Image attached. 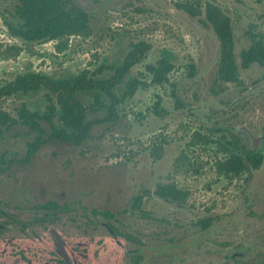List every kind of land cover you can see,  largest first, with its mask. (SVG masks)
<instances>
[{
  "label": "rangeland",
  "instance_id": "374dc122",
  "mask_svg": "<svg viewBox=\"0 0 264 264\" xmlns=\"http://www.w3.org/2000/svg\"><path fill=\"white\" fill-rule=\"evenodd\" d=\"M75 2L89 14L92 34L72 35L59 52L54 41L10 35L5 18L20 0H0V84L30 71L54 79L84 70L111 78L132 44L144 42L150 49L115 91L122 94L132 78L143 84L81 146L53 141L28 164L16 162L3 171L0 164V264H67L52 229L62 236L72 264H264V140L258 168L251 164L236 175L217 168L238 142L242 154V146L252 147L241 126L264 135V66L240 65L250 34L264 36V0ZM207 2L233 22L240 78L222 91L214 83L220 43L205 23ZM183 6L203 13L193 16ZM11 45L23 50L5 58ZM166 51L174 68L158 84L146 67ZM102 65L108 67L99 72ZM46 92L0 98V110L16 117L26 103L43 112ZM76 96L87 105L95 101L92 91ZM106 115L105 108L88 114ZM55 121L60 124L59 116ZM30 138L26 128L14 127L0 137V157H20ZM159 184L175 185L185 199L159 197ZM46 202L57 207H37Z\"/></svg>",
  "mask_w": 264,
  "mask_h": 264
},
{
  "label": "trees",
  "instance_id": "16d2710c",
  "mask_svg": "<svg viewBox=\"0 0 264 264\" xmlns=\"http://www.w3.org/2000/svg\"><path fill=\"white\" fill-rule=\"evenodd\" d=\"M183 8L193 16L203 13L194 6H183ZM205 17V23L211 26L220 43V56L214 83L219 85V90L222 91L224 85L236 83L240 78L233 22L229 15L212 2H207L205 6ZM5 25L10 35L24 42L54 41L55 48L59 52L68 46L72 35L88 37L92 34L89 14L75 0H20L15 11L11 13V18H5ZM250 35V47L241 53L240 65L244 69L249 68L253 63L264 66V36ZM132 45V49L123 63L116 67V73L111 78L98 79L89 75L87 70L69 78L59 79L41 72L30 71L0 84V98L18 94L29 95L44 88L47 90L45 94L47 105L43 112L30 109L26 103L18 108L16 117L5 110H0V137L14 127H24L31 134L23 155L18 158H7L6 154H2L0 164L5 165L2 171L10 169L16 162L28 164L44 145L53 141L81 146L90 138L95 125L113 121L117 115L118 106L143 84L139 78H132L126 82V89L122 94H117L115 91V87L123 77L151 47L144 42ZM22 50L23 47L20 45H11L6 48L4 57L18 56ZM171 59V54L166 51L156 64L147 65L146 69L151 74L153 82L162 84L167 81L169 73L174 68ZM106 67L108 66L102 65L98 71L102 72ZM79 91H92L95 101L90 105L85 104L76 96ZM106 98L110 101L107 102ZM101 108L107 110L104 118H89V112ZM57 116H59L60 124L55 121ZM239 143L230 157L217 163L220 172L236 175L248 169L251 164L253 168H258L263 163L260 150L242 146L244 149L242 154L238 151L241 148ZM155 194L176 201L184 200L186 197V193L173 184H159ZM140 199L142 197L136 198L135 206L140 204ZM37 207L51 209L57 207V204L46 202ZM101 214L114 217V214L109 211H102ZM117 232L120 231L117 230Z\"/></svg>",
  "mask_w": 264,
  "mask_h": 264
},
{
  "label": "water",
  "instance_id": "95a60500",
  "mask_svg": "<svg viewBox=\"0 0 264 264\" xmlns=\"http://www.w3.org/2000/svg\"><path fill=\"white\" fill-rule=\"evenodd\" d=\"M243 130V133L248 132V134L251 136L252 138V149L253 150H258L261 147V142L264 140V135H259L256 136L254 133H252L250 130H248V128L246 126H241L240 127ZM53 235L55 237L56 243L58 245V251L60 256L65 260V262L67 264H72L71 260L69 258V255L67 253V250L65 248V245L63 243V238L60 235V233L56 230V229H52Z\"/></svg>",
  "mask_w": 264,
  "mask_h": 264
}]
</instances>
